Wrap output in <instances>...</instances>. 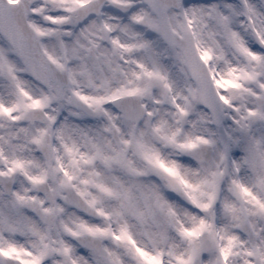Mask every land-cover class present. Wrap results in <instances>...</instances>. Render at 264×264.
<instances>
[{
  "label": "snow or ice",
  "instance_id": "6c2138e0",
  "mask_svg": "<svg viewBox=\"0 0 264 264\" xmlns=\"http://www.w3.org/2000/svg\"><path fill=\"white\" fill-rule=\"evenodd\" d=\"M0 264H264V0H0Z\"/></svg>",
  "mask_w": 264,
  "mask_h": 264
}]
</instances>
